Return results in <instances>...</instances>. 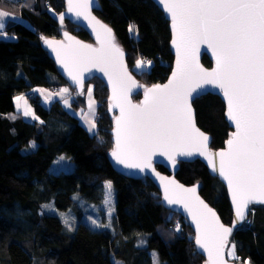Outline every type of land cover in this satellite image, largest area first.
<instances>
[{"label":"trees","instance_id":"obj_1","mask_svg":"<svg viewBox=\"0 0 264 264\" xmlns=\"http://www.w3.org/2000/svg\"><path fill=\"white\" fill-rule=\"evenodd\" d=\"M99 1L96 14L113 28L137 79L147 86L166 82L174 57L170 22L163 12L151 0ZM65 8V0H0V9L22 20H11L4 28L7 38L0 37V264H115L113 257L124 264H153L152 252L166 264H203L188 221L165 208L157 187L149 179L127 178L111 165L113 121L102 81L87 83L83 94L68 105L59 94L49 106L32 97H39L35 88L71 89L42 46V37H53L51 31L54 38L60 37L58 18ZM130 25L135 26L132 32ZM64 28L91 41L85 30L69 21ZM137 60L146 62L141 72L134 70ZM203 63L212 66L207 56ZM92 83L99 106L98 135L90 134L80 123L81 113H76L86 110L87 87ZM21 94L31 99L40 121H27L16 110L14 100ZM194 106L199 126L214 139L229 132L219 97H201ZM61 152L76 156V169L51 174ZM158 169L168 173L162 166ZM176 177L186 185L199 184L200 194L214 207L227 197L225 186L199 160L181 163ZM106 182L115 190V234L83 223L69 233L58 217L41 212L52 201L61 210L75 206L76 194L103 204ZM224 221L232 222L231 213ZM231 242L235 246L231 261L264 264L263 206L251 209Z\"/></svg>","mask_w":264,"mask_h":264},{"label":"snow or ice","instance_id":"obj_2","mask_svg":"<svg viewBox=\"0 0 264 264\" xmlns=\"http://www.w3.org/2000/svg\"><path fill=\"white\" fill-rule=\"evenodd\" d=\"M91 3L92 0H68V11L90 19V22L95 21L103 30L105 40L100 50L79 41L75 42L77 47L70 45L64 49L62 42L42 39L57 53L58 62L81 89V94L85 68L97 67L109 77L113 85V106L120 109V116L116 118L115 148L111 153L116 163L144 171L151 168V158L157 152L168 155L173 165L175 154L192 156L196 151L205 155L208 137L195 127L190 100L195 98L192 96L194 84H212L227 100V117L235 125V132L227 141L228 150L216 154L220 157L219 168L214 160L208 162L213 171H219L228 182L236 206V220H245L249 203L264 204V0H159L171 16L177 70L168 84L145 89V99L139 105L127 100V91L135 81L123 63V52L114 43L112 30L91 17L88 11ZM9 15V12L0 10V21ZM59 19L63 23V14ZM3 28L4 24L0 23V30ZM134 28L130 25L129 32ZM93 31H96L95 27ZM65 38L72 40L67 33ZM97 39L100 41L99 33ZM200 43H206L216 57L217 66L212 72L200 68L191 55ZM145 63L137 60L135 67L142 68ZM37 91L43 92L42 89ZM68 92L69 89L64 88L59 95ZM87 94L89 112L82 119L88 124V131L98 135L94 132L96 123L91 88ZM64 102L68 105L67 99ZM24 115L38 119L26 101ZM168 185L174 187L170 190ZM105 189L108 197L105 202L108 203L112 194L111 182L105 184ZM195 191V188L184 189L175 181H168L164 199L169 205L183 204L196 224L197 246L208 254L212 264H224L221 249L232 228L220 224L216 214L194 196ZM232 247L230 256L235 255V246ZM153 264H159L155 253Z\"/></svg>","mask_w":264,"mask_h":264},{"label":"water","instance_id":"obj_3","mask_svg":"<svg viewBox=\"0 0 264 264\" xmlns=\"http://www.w3.org/2000/svg\"><path fill=\"white\" fill-rule=\"evenodd\" d=\"M151 1L160 8V10L165 15L166 19L170 22V25H169L170 31H171L170 49H171V52H172L173 57H174L172 71H171V74L169 75L167 81L164 83H161V84H155V85H151V86H147L145 84H142L137 79V77L135 76L133 71H131V69L129 67V64L127 62V53H126L125 49L122 47V45L119 43L113 28L111 26H109L107 23H105L96 14V11L100 10V8H101L100 1L99 0H92V3L90 4V7L88 9V11L91 14V17H95L96 20H99L101 24L105 25L107 28H110L112 30V36L114 37V43L123 52V63L127 68L128 74L131 76L132 80L135 81V84L132 85L130 87V89L127 91V100L133 105H139L144 101L145 89L152 88L156 85L163 86V85L168 84L169 80H171L173 77V73L177 70V58L178 57H177V49L173 45L174 32H173V28H172L171 16L168 12H166L164 10V7L162 4L159 3V0H151ZM65 3H66V8H65V11L62 13L64 16L63 23H61L60 19L58 18V20L60 21V24H61L60 37L59 38L45 37L44 39L62 42L64 49H67L70 45L72 48L77 47L75 42L79 41L80 44L90 45L92 48L100 50L102 47V41L105 40V34L103 33V30L100 29L99 26L95 24V21L90 22V19H85L83 16L77 17L75 15V12H69L68 11V0H65ZM66 21H69L72 25L85 30L88 33L91 41L81 39V38L77 37L75 34L66 30L64 28ZM94 27L96 28V31H93ZM65 33H67V35L69 37H71L72 40L66 39ZM97 33L100 34V41H98V39H97ZM44 39L42 41V46H43L44 50L48 53L49 57L55 63L60 76L69 84L70 87L75 88L76 91L79 94H81V89L78 88V86L73 83L72 79L68 75V72L61 65V63L58 62L57 53L54 52L52 50V48H50L48 45H46L44 43ZM63 55H64V50L62 49L61 50V56L63 57ZM191 55L193 56L195 63L198 64L199 67L202 68L205 72H212L217 66L216 65V57L213 55L212 49H210L206 43L198 44L194 48V50L191 52ZM205 56H207L209 58V60L211 61V63H212L211 67H207L206 65H204L203 58ZM69 67H72V65L69 64ZM95 78L99 79L100 81H102L104 83V85L106 86L108 93H109L108 111H109L110 116H111L112 121H113V129H112L111 133H112V141H113V149H114L115 148L116 118L120 116V109H119V107L113 106V104H114V101H113V85L109 82V77L104 75L103 72L99 71L97 67L93 66L90 68H85L83 70V81H84L83 92L85 90L86 84ZM193 87H195V91L192 93V96L195 98L191 99L190 102H191V107H192V111H193L195 127L197 129H199L200 132L204 133L208 137L207 152L205 155H200L199 152H196V151L193 152L192 156H183V155L175 154L174 158H175L176 162H175V165H173L172 162L168 159V155H160V153L157 152L151 158V160H152L151 168H145L144 171H140V169H138V168H125L123 165L117 164L115 159L111 155L113 149L109 152L108 158H109V161H110L111 165L113 166L114 170L116 172H118L119 174H121L127 178H131V179H135V180L149 179L157 187V189L161 193L162 203L165 206V208L169 211H172L173 213L180 215L186 221H188L190 227L192 228V230L195 234V238H196V235H197L196 224L193 222L192 216L189 215L188 211L185 210L183 204L169 205L167 203V201L164 199V188H165V185L167 184L168 181H175L176 184L180 185L184 189L195 188L196 191H195L194 196L199 197V199L202 200L204 202V204H206L208 206V208H210L216 214V217L219 219L220 224L224 225L225 227H231L232 228L231 234L227 236V239L224 243V247L221 249V259L224 261V264H237L236 262L229 260L228 255H227V251H228V248H229V245L231 242V238H232L233 234L235 233V231L237 229H239L240 227H242L243 224L247 221V219L250 215L251 209L253 207H257V206H263L264 207V204H259L256 202L249 203L247 208L245 209V213H246L245 220H243V221H237L236 220V206L233 203L232 194H231L229 187H228V182L219 174V171H213L212 167L209 165V162H208L210 159L214 160L216 163L217 169L219 168L220 157L216 154L219 152H226L228 150L227 141L232 137L233 132H235V125L227 117V110H228L227 109V100L225 99L223 92L218 87H215L212 84H207V83L201 82L198 86L194 84ZM138 95H141V98L139 100H135L134 98L137 97ZM207 95L217 96L224 103V106H225L224 118H225V120H226V122L230 128L228 138L225 140L223 147L218 148V149H215L212 146L213 141H214V138L212 137V135L207 133L206 131H204L199 126L198 121H197V111H196V108L194 106V102L197 99L204 97V96H207ZM197 160L201 161L207 167L210 174L213 177H216L217 179H219V181L225 186L226 191H227V197H228V200H229V203L231 206V210H232V222L230 224H226L224 219H222V217L220 216L216 207L212 206L209 202H207L202 197V195L200 194V185L199 184L186 185V184L180 182L178 180V178L176 177V175L180 169L181 163H191V162H194ZM159 166H162L165 169H167L168 173L160 171L158 169ZM161 178H163V181L161 180ZM168 186H169L170 190L174 187L173 185H168ZM193 202H194V198H193ZM234 224H235V227H233ZM194 243H195V247H196L197 252L205 258V262L203 264H212V262L209 260L208 254L197 246L195 239H194ZM214 258H215V254H214Z\"/></svg>","mask_w":264,"mask_h":264},{"label":"rangeland","instance_id":"obj_4","mask_svg":"<svg viewBox=\"0 0 264 264\" xmlns=\"http://www.w3.org/2000/svg\"><path fill=\"white\" fill-rule=\"evenodd\" d=\"M12 15V14H11ZM11 18H16L14 15L11 16ZM17 19V18H16ZM14 19V20H16ZM18 21V19L16 20ZM55 32L51 31L49 33V36H55L54 34ZM5 36V35H4ZM145 67L142 68H134L135 71L137 72H141L142 70H144ZM97 79V78H95ZM94 80V79H93ZM92 80V81H93ZM91 81V82H92ZM104 84V83H103ZM95 83L89 84L87 87V90L89 88L92 89V97L91 100L94 102V109H95V123H96V128L94 130L95 133H97V119H98V102L94 96V89H95ZM37 89H41V88H35L32 91L37 94L39 97L37 98L36 96V100H39L40 102H42L43 105L45 106H49L50 103L52 101H54L53 97L57 96L61 91L59 90H51V89H42L43 92L37 91ZM69 92L67 94H65L63 97L68 99V103H72L73 99L77 97V95L79 94L75 88H68ZM72 89H74L77 94H75L76 92L72 91ZM47 91L49 95L47 98L49 99V102H46L47 99H45V91ZM55 95V96H54ZM87 96V106H86V110L80 112H76V113H81L80 114V123L81 125L88 131V124L85 123L84 119H82V117L87 114L89 112V97L88 94ZM17 97H23V100L17 101ZM25 101L27 103V106L31 109L32 114H34L36 117H38L36 111H35V105L32 103L31 99L25 95V94H21V95H17L15 97V108L18 112H21L24 116V118L27 121L30 122H34V121H40L39 117L38 119H32V116H25L24 115V106H25ZM19 104V108L17 107V105ZM71 105V104H70ZM72 106V105H71ZM69 108V107H67ZM73 112H75L74 110H72ZM89 132V131H88ZM90 133V132H89ZM92 135H94L93 133H90ZM222 137L219 139H214L212 146L215 149L221 148L224 145L225 140L228 138V132L227 133H222L221 135ZM35 145V147H32V149H35L37 147V145L35 143H33ZM32 144V145H33ZM63 158V159H62ZM76 169V156L69 154V153H64L61 152L59 153V155L57 156L56 160L54 161V163L51 165L50 167V172L51 174H60V173H70V172H74ZM107 183V182H106ZM105 183V184H106ZM112 184V183H111ZM105 187V186H104ZM106 199H108L107 197V190L105 189V200L103 202V204L97 205V204H92L88 201H86L85 199H83L79 194H76L74 196V200L76 201V205L73 207L68 208L67 210H61L59 209L55 203L52 201L50 203H46L42 206V213L43 214H47V215H53L58 217L61 222L63 223V225L66 228L67 232H73L77 226L80 223H83L95 230H109L111 232H113L114 234L116 233V226H115V221H114V208H115V190L113 188L112 185V194L110 197V202L106 203ZM220 216L222 217V219H225L229 213H231L232 215V210H231V206L228 200V197H225L222 202L218 203L217 205H215ZM76 209H78L79 211H81V215L77 214ZM65 221H67V224L65 223ZM93 221H96V223L94 224ZM233 244L232 242H230L228 251H227V255L229 260H232L234 258V256H230L229 252L233 251ZM153 253H155L156 258L159 261V264H166L165 262L161 261L158 257L157 252H152V257H153ZM114 263L117 264H124L122 261L116 259L115 257H113ZM241 263V262H239Z\"/></svg>","mask_w":264,"mask_h":264},{"label":"crops","instance_id":"obj_5","mask_svg":"<svg viewBox=\"0 0 264 264\" xmlns=\"http://www.w3.org/2000/svg\"><path fill=\"white\" fill-rule=\"evenodd\" d=\"M0 10H2V9H0ZM5 11V10H4ZM11 16H13V15H9L8 17H6V18H4L2 21H0V23H3L4 24V28H5V26L11 21V20H14V19H16V18H11ZM18 19V23H20V22H22V20H21V18L19 17V18H17ZM16 19V20H17ZM3 28V30H0V37H4V35L6 34V31H5V29ZM7 35V34H6ZM45 91V90H44ZM49 96V94L47 93V91H45V99H47L46 100V102H49L48 100V97Z\"/></svg>","mask_w":264,"mask_h":264},{"label":"built area","instance_id":"obj_6","mask_svg":"<svg viewBox=\"0 0 264 264\" xmlns=\"http://www.w3.org/2000/svg\"><path fill=\"white\" fill-rule=\"evenodd\" d=\"M32 97L35 99L36 98V96L35 95H32Z\"/></svg>","mask_w":264,"mask_h":264},{"label":"bare ground","instance_id":"obj_7","mask_svg":"<svg viewBox=\"0 0 264 264\" xmlns=\"http://www.w3.org/2000/svg\"><path fill=\"white\" fill-rule=\"evenodd\" d=\"M157 6V5H156ZM158 7V6H157ZM159 8V7H158ZM160 9V8H159ZM140 98H141V96H140Z\"/></svg>","mask_w":264,"mask_h":264},{"label":"flooded vegetation","instance_id":"obj_8","mask_svg":"<svg viewBox=\"0 0 264 264\" xmlns=\"http://www.w3.org/2000/svg\"><path fill=\"white\" fill-rule=\"evenodd\" d=\"M229 131H230V128H229ZM228 134H229V132H228Z\"/></svg>","mask_w":264,"mask_h":264}]
</instances>
